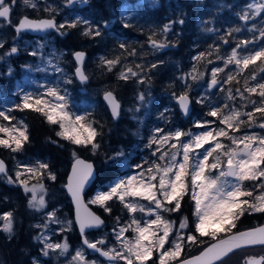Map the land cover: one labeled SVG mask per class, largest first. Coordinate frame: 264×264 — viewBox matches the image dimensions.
<instances>
[{
  "label": "snow or ice",
  "instance_id": "snow-or-ice-1",
  "mask_svg": "<svg viewBox=\"0 0 264 264\" xmlns=\"http://www.w3.org/2000/svg\"><path fill=\"white\" fill-rule=\"evenodd\" d=\"M75 2L76 0H67L68 4ZM81 2L88 3V0H81ZM23 3L33 9L37 7L33 0H23ZM248 8L254 10V15H259L260 12L264 11V3L260 5L249 4ZM45 10L49 11L50 9ZM10 11L11 7L5 4V0H0V18L9 20ZM240 19L247 21L249 19L248 12L245 11ZM179 23L183 24L184 21L180 20ZM81 24L85 25V30L81 32L82 36L93 39L102 36L99 27L93 28L91 23L79 18L72 22L57 25L52 19L32 21L25 17L19 21L15 31L19 34L24 30L56 29L63 36L67 33L61 31L62 29H76ZM123 26L125 28L130 27L128 23ZM104 27H108V22L104 23ZM169 30L170 25H165L163 32L167 33ZM205 30L213 31L211 28ZM239 31V28L231 29L228 35ZM154 35L148 37V41L154 49H162L168 46L166 43L157 41ZM260 39L264 40V29L260 30ZM223 42L228 43L226 39ZM252 43L255 41L241 40L226 58L218 57V59H223L225 67L230 64L234 65L237 69L236 75L243 74L250 69V66H254L244 81L243 91L239 87L235 89L239 99L247 102L241 105V109L251 105V110L243 111L230 107L228 103L222 107H211L206 115L215 117L218 125H223V127L211 128L212 121L196 122L194 126L203 129L199 133L180 129L165 132L162 128H156L149 140L148 147L156 145L152 154L156 156L159 153L157 161H153L147 168H144L143 165H137L138 168L142 169L137 175L116 180L107 186V190L97 192L95 197L89 201V203L103 208L109 214L112 212L109 202L114 199L127 209L131 219L125 226L119 227L118 231L114 230L118 247L104 249L100 247L105 245L104 239L91 242L85 238L83 243L87 248L99 253L111 264H116L118 261H122L123 264H149V261L152 264H224L225 258L235 251L256 245L264 246V227L249 231H233L237 228V221L246 212L249 214L253 212L264 213V191H260L264 189V135L248 133L240 136L235 135L241 131L242 126L249 128L255 126L264 129V83L258 82L255 86H249V80L255 81L257 79V70L264 73V46L249 51L247 46ZM3 46V43H0V48ZM241 47L245 49L246 54L237 51ZM119 48L127 52L126 44L120 43ZM17 51L16 47H12L6 55L15 54ZM216 51L219 52V49ZM35 54V52L31 53V55ZM127 54L134 56L136 53L133 50ZM73 55L77 62L76 76L82 83L87 82L88 76L82 69L85 53L75 52ZM210 55H212L211 52L201 53L195 59L200 61L205 56ZM257 61L261 63L258 65ZM100 62L111 72L120 64L121 58L116 56L110 59L102 56ZM211 62L209 61V63ZM49 63L51 62L49 61ZM151 67L156 68L157 65L152 64ZM136 68H142V65L137 64ZM57 71L60 69L57 68ZM223 71L224 68L219 67L212 70L209 88L220 83L217 77L218 73ZM189 75L193 81H196L202 78L203 73H198L194 66L193 74ZM133 77H139V73L133 71L132 67L129 66H126V71L122 70L118 75V79L124 81ZM234 80L237 84L240 83L239 80H236L235 75L228 74L223 83L230 84ZM65 83H71V80H66ZM138 83L143 84L145 80L139 78ZM186 87L189 86L186 85ZM220 90L224 91L223 88ZM245 92L248 93V96L244 95ZM253 95L260 99L258 101L251 99ZM175 98L181 111L187 115L191 103L187 91L175 96ZM104 99L110 107L112 118L118 119L120 104L113 92L107 91ZM139 99L144 100L142 93ZM226 99L228 101L236 99L231 88L227 90ZM203 102V97L196 101L198 104ZM16 107L20 111L28 109L37 113L44 118L47 124L57 126L58 131L55 132V135L60 140L81 148L90 147L94 154L100 147L96 141L102 133L98 131L97 127H94L98 122L89 119V115H81L71 111L68 94L66 91L62 92L59 87H46L44 92L35 95L26 94L23 96V103ZM10 111L11 109L8 110V112ZM8 112L0 111V120L7 122L6 124L0 123V148L17 153L22 151L24 146L30 142V136L24 121L17 120ZM161 118H164L163 114H161ZM13 121L16 122L13 123ZM51 143L62 147L56 140H51ZM72 155L75 162L67 187L76 204L77 223L81 235L84 236L85 229L99 228L104 224V221L99 216L89 212L83 204L84 186L94 178L93 165L79 159L75 151ZM122 155L123 153H117L113 159ZM0 174L6 177L9 184L19 182L25 194L32 193L28 206L35 211H40L45 206L43 197L37 199L36 196L38 188L44 191V185L41 181L45 176L51 180L56 179L55 175L49 171V165L40 161L34 165H25L23 171H16L15 179H13L7 175L5 164L0 160ZM25 175L27 178L22 179ZM32 179H36L37 183L29 187V182ZM258 181L259 183H256ZM246 182H251L259 194H255L253 189L246 187ZM189 194L191 200L194 201L193 231L191 234H183V230L189 227L188 218L185 217L179 222V228L175 231L174 238L170 240V236L173 235L174 222L165 219L161 213L178 212L181 209V201L184 196ZM140 200L148 201L150 205H154L155 211L151 207L145 209L139 203ZM81 210H83V215H81ZM138 211L146 212L149 216L155 215V219L143 221L142 226L141 220L134 215ZM54 217L55 214L50 213L48 221L60 223ZM0 219L5 222L2 231L7 233L8 239L11 240L14 236L13 214L8 212ZM116 219L117 224H119L120 218L117 217ZM35 227L41 226L35 225ZM43 227L47 228V224ZM129 231L133 233L131 238L124 235ZM202 238L214 242L203 248L199 255L192 258H182L186 247L204 244L206 241ZM34 239L44 244L42 249L44 256H48L50 251L60 250V255H64L68 251L67 242L64 244L48 243L49 237L44 233L34 237ZM166 245L169 246L166 247ZM154 254H156L155 259H153ZM33 264H37V261L33 260ZM70 264H96V261L86 260L84 253L78 250L72 257ZM241 264H264V256L259 259L245 257Z\"/></svg>",
  "mask_w": 264,
  "mask_h": 264
},
{
  "label": "trees",
  "instance_id": "trees-1",
  "mask_svg": "<svg viewBox=\"0 0 264 264\" xmlns=\"http://www.w3.org/2000/svg\"><path fill=\"white\" fill-rule=\"evenodd\" d=\"M254 2L260 5L264 3V0H157V4L152 6H147L142 3V0H89L86 8H82L81 12L85 14V18L95 19L101 25H103L102 22L112 20L126 3L129 7H135L136 14L127 20L124 18L117 20L112 26V31L102 32V36L95 39L81 35V32L85 30L83 24L76 29H62L61 31L66 32L67 35L62 36L60 32L58 34L50 33L55 36L53 39L55 45L65 53L70 62V72H73L76 67L72 57L74 52H84L88 59L93 57L89 72L91 83L106 86L121 102V112L117 120L112 118L100 96L98 99L101 106L99 111L95 114H87L89 119L98 122L94 127H97L98 131L102 133L97 137L96 142L100 144V147L95 154L90 147L81 148L60 140L55 135L58 127L47 124L44 118L37 113L28 109L20 111L17 107H14L10 113L15 117L21 116L28 127L30 142L24 146L21 153H27L28 156H49L53 160L50 162L49 170L56 179L50 180L45 176L41 181L45 184L46 189V208L43 212L52 211L56 218H65L71 221L72 226L70 232H67L66 241L72 249L80 244L81 237L73 223V207L63 187L74 161L73 151L78 157L91 161L96 168V179L86 193L87 200H89L96 190H106L109 184L123 175L118 166L121 156L116 159L113 157H116L117 153L127 156L140 143L137 134L144 109L137 111V106L142 105L138 100L141 93L147 102L153 99L151 117L153 115L155 118L150 117V121L155 122L158 127L164 126V123L162 122L163 118H158L157 114L169 107L173 108V115L170 118L171 128L176 126L183 131L193 130L197 129L193 126L196 122L215 120V117H208L206 113L211 107H222L225 103L230 104L232 101L226 99L227 90L231 88L235 93V89L239 87L243 91L244 81L254 66H250L248 71L240 75H236L237 69L232 71L236 80L240 81L239 84L235 80L230 84L223 83L227 75L223 73L224 71L218 73L217 78L224 91H220L217 96H215L216 90L207 91V95L213 96L212 99L204 98V102L200 104L196 103L197 86L198 84L204 86L212 78L211 72L214 68H222L223 59H218V57L225 58L233 48L237 47L239 41L245 39L255 41V43L249 44V51L264 46V40L260 39V30L264 29V11L259 15H254V10L248 8V5ZM50 10L43 9L41 16L52 17ZM39 11L24 7L23 12L26 15L35 16L34 14H38ZM245 11L249 14L247 21L240 19ZM180 20H183L184 23L180 24ZM125 23H128L130 27L125 28L123 26ZM165 25H170V30L167 33L163 32ZM208 28L213 31H206L205 29ZM235 28H239L240 31L228 35V32ZM153 34L157 41L166 43L169 49H154L148 41V37ZM224 39L228 43H224ZM120 43L127 45V52L119 48ZM216 49H219V52ZM133 50L136 53L134 56L127 54ZM239 50L242 54H246L244 48L237 49V51ZM208 52H211L212 55L205 56L200 61L195 59L201 53ZM98 56L110 59L120 56L121 62L109 72L106 67L101 65ZM209 61L212 62L209 63ZM260 63L257 61L258 65ZM137 64L142 65V68H136ZM152 64H156L157 67L152 68ZM126 66L132 67L133 71L138 72L139 77H133L127 81L118 79L119 73L122 70L126 71ZM194 66L198 73H203L202 78L196 81H193L189 75L193 74ZM256 75L258 80H264V73L257 70ZM182 77L184 79H181ZM72 78L74 81L73 91L78 93L81 88L86 93V84L79 83L74 77ZM139 78L144 79L145 83H138ZM252 82L253 80H249V85ZM11 85L12 78L8 81L0 79V89L7 90ZM185 91L192 100V109L186 119L181 117L177 104L168 100L174 98V94L178 96ZM244 94L248 96L247 92ZM251 99L258 101L260 98L253 95ZM238 100H240L239 97L235 99V101ZM242 102L243 104L247 103L246 101ZM251 107L248 105L245 110L250 111ZM149 125L150 123L147 122L142 130L143 133L146 132L144 130ZM51 140L58 141L62 147L51 143ZM0 157L4 158L5 156L0 153ZM136 157L132 158L130 162H135ZM54 164L57 165L54 166ZM7 175L15 179L13 172H9V170ZM250 183L246 182V187L252 188ZM28 202L29 194H25L18 182L9 184L6 177L0 175V215L4 212L13 214L14 232V236L9 240L8 234L0 229V264H33L35 258H40L41 244L34 237H38V229L35 225L42 220L41 212L30 208ZM109 204L112 208L111 214L99 206L90 204L94 211L104 219L102 229L90 234L92 238L104 235L103 239L109 240L110 229L117 224L116 218H120L119 224L127 220V209L118 200L114 199ZM193 213L194 201L191 200L190 194L184 196L181 201V209L178 212H163L167 219L174 222L175 226L185 217L189 222H192ZM262 224H264V213L249 214L246 212L237 221V228L233 231H244ZM192 231L189 230L188 233H192ZM62 235L59 234L56 239L60 240ZM202 239L206 241L204 244L186 247L182 258L199 253L213 242L208 241L207 238ZM106 244L108 243L106 242L102 247H105ZM244 252L245 249L234 252L225 259L224 264H240ZM153 259H155V255ZM42 263L51 264L45 259ZM149 264L152 262L149 261Z\"/></svg>",
  "mask_w": 264,
  "mask_h": 264
},
{
  "label": "rangeland",
  "instance_id": "rangeland-1",
  "mask_svg": "<svg viewBox=\"0 0 264 264\" xmlns=\"http://www.w3.org/2000/svg\"><path fill=\"white\" fill-rule=\"evenodd\" d=\"M17 1H19L21 8L23 10H24V7H28V6L24 5L23 0H17ZM33 2L36 3V5H37L36 8H38V7L39 8L43 7L44 9L51 8L50 13H52V15H53L52 18H56V17L60 18L58 25L61 23L72 22V21L79 18L81 20H86L89 23H91L93 28L99 27L100 30H103L102 26H104L105 22H102L103 25H101L99 22L95 21V19L93 22L92 19L85 18L86 16H85V14H83L81 12V10H82V8H86V7L79 6V3L72 5V4H68L67 0H33ZM88 2H89V0H88ZM40 3H41V5H40ZM142 3H145V4L152 6V5L157 4V0H142ZM252 4L253 5H259L258 3H255V2ZM29 8H31V7H29ZM121 8H122V11H124L125 8H130V7L126 3V5L124 4V6H122ZM53 9L57 12H54ZM122 14H123V12H121L119 14V16H122ZM114 21L115 20L113 18L112 20L106 21V22H108V24H109V22H110V24H113ZM0 29H2V25H0ZM54 32H55V34L59 33L57 30H55ZM2 35H3V32H0V43L4 44L5 40L2 39ZM54 37L55 36L47 34L46 37H44V38H23V40L20 43H18L19 41H16L15 44H13L8 50L4 49V50L0 51V68L3 65L5 67V72H2L0 70V74L2 73V74H5L8 78H10V79L12 78V85H11L10 89L8 90L10 96L9 97L8 96H2V99L0 100V111L8 112V110L11 109V111L8 112V114H10L13 111L14 107L23 103V96L24 95L29 94V93H32L34 95L42 93L45 91L46 87H59L62 92L66 91L68 94V97H69L70 110L73 112H76L77 114H81V115H87L88 113H94L95 114L99 111V109H100L99 107H101L100 102L98 100L99 96L101 97L106 91H108V88L106 86H99V87H95V88L93 87V89L88 93L87 92L85 93L84 90L79 88L78 93H75L73 91V88H72V84L74 82L73 78H72V77H74V71L70 72V62L67 60L65 53L62 50L58 49V47L53 42ZM18 45L21 46V49L18 48ZM12 47H16L18 50L20 49L23 51L22 52L17 51L15 54H12V55H6V53L10 52ZM33 52H35L36 54L31 55V53H33ZM238 52L241 53L240 50ZM13 55H15L16 57L21 56L22 58H24V60H22L21 64L19 65L20 75H19V77H17V79H15L16 78V76H15L16 72L14 71L16 69V67L14 66L13 63H11V60H12L11 56H13ZM98 57H101V56H98ZM49 61L51 63H49ZM57 68H59L60 71H57ZM222 68H224L223 73H225L226 75L233 74L232 71L236 70L235 66L232 64L228 65L227 67H225V65L223 64ZM41 69H43V70H41ZM211 74H212V72H211ZM211 79L209 81H207L204 84V86H200L198 84V86H197V89H198L197 100L200 99L201 97L212 99L213 96L207 95V91L213 92L216 90L215 96H217L218 93L221 91L220 90L221 89L220 84H217L215 86L216 88L213 91L209 90L208 85H209ZM66 80H71V83H65ZM258 82L264 83V80L260 81L257 78L249 86H255ZM0 90H1L0 94L2 95V92L5 89L4 90L0 89ZM82 93H84V94H82ZM233 94L236 96V99H237V97H239V95L237 93H233ZM15 95H18L17 96L18 98L17 97L15 98ZM138 100L140 101V103L142 105L137 106V109H139V110L144 109L143 114H142L141 119H140L139 126H138L139 132L137 134L138 135L137 139L140 143H138L134 147V149L127 154V156H121V159L118 161V166H119L120 170L122 171L123 175L121 177H119L118 179L127 178L128 176H132V175H137L138 172L142 170L141 168H138L137 165H143L144 168H147L153 161H157V156L159 155V153H157L156 156H154L152 154L156 149V145H153L152 147H148L149 140L152 138V136L154 134V130L156 128H162L165 130V132L170 131V130L175 131L176 129H180L179 127H176V126L173 128L170 127V125H171L170 118L173 115V113H172L173 108H170V107L166 108L164 111L157 114L158 118H161V114H163V117H164L162 120V122L164 123L163 124L164 126L158 127L157 125H155V122L150 121L151 118H155V117H153V115L151 117V108L153 107L152 106L153 99H150V101H148V102L145 99V97H144L143 101H141L140 99H138ZM168 100H169V102H171V101H174V98H170ZM242 104H243V102L241 100H238V101L234 100V101L230 102L229 105H230V107L241 109L240 105H242ZM241 110L246 111L245 108H242ZM19 117L20 116H16L17 120L20 119ZM211 121H212L211 128H216L217 126L223 127V125H218V121L216 119L211 120ZM15 122L16 121H13V123H15ZM147 122L150 123V125L147 129L144 130L146 132L143 133L142 130L146 126ZM0 123H2V122L0 121ZM202 130L203 129L197 128V129H193L190 131H192L193 133H199ZM186 131H189V130H186ZM245 133L264 135V130L260 129L259 127H255V126L251 127V128H249L247 126H242L241 131L238 133H235V135L240 136V135H243ZM225 143H227V141ZM137 151L139 152L138 154L136 153ZM135 157L137 158V160L135 162L131 163L130 160L132 158H135ZM146 161H147V163H146ZM35 163L36 162L26 164V165H34ZM24 166L25 165L17 166V169L13 170L14 178H15L16 171H18V170L23 171ZM213 174H215V173H213ZM24 178H27V175L22 177V179H24ZM118 179H116V180H118ZM36 183H37L36 179L30 180L29 187H31L33 184H36ZM256 183H259V181ZM250 184L252 187L250 189H253L255 194H259V192L255 191L254 185L252 183H250ZM43 185H44V191H41L39 188L36 191L37 199H39L42 196L44 201H45L44 208L42 210L38 211V212H41V219H42L36 223V225L41 226V227H37L38 236H40L41 233H44L45 235H47L49 237V239L47 241L48 243L64 244L65 242H67L66 241V238L68 236L67 232H70L72 223L68 219L56 218V217H54V219L60 221V223L48 221V215L50 213H53V212L52 211L51 212H43L46 208V189H45V184H43ZM100 191H105V190H101V189L96 190L93 193V195L91 196V198H89L88 202L95 197L97 192H100ZM260 191H264V189H262ZM28 194H29V200H30L32 198V193L29 192ZM139 203L141 205H143L145 207V209L151 207L155 211L154 205H150L148 203V201L140 200ZM92 205H95V204H92ZM96 206H98V205H96ZM6 213H8V212L2 213L0 215V217H2ZM127 213H128V211H127ZM134 215L137 219L141 220L142 226H143V221L155 219V215L149 216L146 214V212L141 213L138 211ZM161 215H163V217L165 219H167V216H165L163 214V212L161 213ZM130 219H131V216L128 213V218L124 223L116 224L112 229H110L111 234H110V237L108 236L109 240H107L106 238L104 239L105 241L107 240L106 242L108 244H106V246L102 247V248L107 249V248H111L114 246L118 247V244H117L116 239H115L114 230L118 231L119 227L125 226L129 222ZM167 220H169V219H167ZM194 221H195V216H193V221L189 222V227L187 229L183 230V234H185V235L191 234V233H188V231L193 230ZM0 223H1L0 229H3L4 223H5L4 220L0 219ZM45 224H47V228L43 227ZM178 228H179V224L177 226H175V224H174L173 235L170 236V238H169L170 240L172 238H174L175 231L178 230ZM59 234H63V235H62L60 240H57L56 236H58ZM106 235H109V234H106ZM124 235L128 238H131L133 233L131 231H129V232L125 233ZM103 237H104V235H102V236L99 235L98 237H95V238H92L89 236L91 242H96L97 240L103 239ZM38 242L41 244V249H40V258L41 259L40 258L34 259L37 261V264H43L42 263L43 259L49 261L51 264H70V262L72 261V257L76 254V252L78 250L82 251L84 253L85 258L88 261H96V264H111V262H104V261L90 255L88 253V251L81 245V243L76 248L72 249L70 244L67 242L68 251L64 255H60V250H57L55 252L50 251L48 256H44L42 254V249L44 248V244L41 243L39 240H38ZM168 246L169 245H166V247H168ZM154 255H156V254H154ZM116 264H123V262L118 261V262H116Z\"/></svg>",
  "mask_w": 264,
  "mask_h": 264
},
{
  "label": "flooded vegetation",
  "instance_id": "flooded-vegetation-1",
  "mask_svg": "<svg viewBox=\"0 0 264 264\" xmlns=\"http://www.w3.org/2000/svg\"><path fill=\"white\" fill-rule=\"evenodd\" d=\"M5 4L9 5L11 7V11H10V19L9 20H4V19L0 18V25H2V29H0V32H3L2 39H4L6 42V43L4 42V44H3L4 46L2 48H0V51H2L4 49L8 50L13 44H15L16 41H19L18 43H20L23 40V38H44V37H46V36L34 37V36H32L26 32H20L19 34H17L15 31V28L18 25L19 21L25 16L32 18V19H35V20L41 19V18H52V17L41 16L43 9H44L43 7H41V8L38 7V8L34 9V10H38V11L40 10L38 13L40 16L37 13L34 14L35 16H30V15H26L25 12H23L24 10L21 8V5H20L19 1H17V0H15V3H13V0H5ZM40 5H41V3H40ZM87 5H88V3H82V2L79 3V6H81V7H86ZM147 6H150V5L147 4ZM30 9H33V8H30ZM47 9H51V8H47ZM54 12H57V11L54 10ZM121 12H123V14H122V16H119V14ZM134 14H136V13H135V7H133V6L130 8H125L124 11L120 10L119 12H117L115 14L114 23L110 24V22H109L108 27L102 26L103 30H101V31L102 32H104V30L105 31H112V26H114V24L117 20H120L122 18L127 20ZM56 20L59 23L60 18L56 17ZM93 22H94V20H93ZM18 48L21 49V46L18 45ZM20 49L18 51L22 52L23 50H20ZM159 50H161V49H159ZM11 59H12L11 63H13L14 66L16 67V69L14 71L16 72V74H15L16 78L15 79H17V77H19V75H20L19 65L21 64L22 60H24V58H22L21 56L16 57L15 55H13V56H11ZM92 59H93V57H91V59H88V56H87L85 63L83 65L84 73L88 76L87 82H84L86 84V87H87L86 89L88 90V91L86 90L87 93L90 92L93 87L95 88V87H99V86H104V85H100V84L95 85V84L91 83L89 72H90V68H91ZM0 70L2 72H5L4 65L1 66ZM0 79H4V80L8 81L10 78H8L5 74L1 73ZM2 96H8L9 97L10 96L9 91L4 90L2 92V95L0 94V100L2 99ZM17 96L18 95H15V98ZM19 118H20L19 120H23V118L21 116ZM24 123H25V121H24ZM0 153H1V155L5 156L4 158H2V157L1 158L6 163L7 173H8V170L10 172H13V170L17 169V166L30 164V163L37 162V161L44 162V163H47L48 165H50V162L53 161L52 159H50L49 156H40V157L28 156L24 153H21V151L17 152V153H13V152H11L7 149H4V148H0ZM55 165H57V164H54V166ZM92 256L96 257V255H92ZM262 256H264V246L248 248V249H245V252L243 254L241 262H242L243 258H245V257H255V258L259 259Z\"/></svg>",
  "mask_w": 264,
  "mask_h": 264
},
{
  "label": "water",
  "instance_id": "water-1",
  "mask_svg": "<svg viewBox=\"0 0 264 264\" xmlns=\"http://www.w3.org/2000/svg\"><path fill=\"white\" fill-rule=\"evenodd\" d=\"M79 1H81V0H76V2L73 3L72 5L78 3ZM25 17H26V16H25ZM25 17H23V18H25ZM23 18H22V19H23ZM27 18H28L29 20H32V21H42V20H49V19H52V20H54L55 23L57 24V21H56V19H54V18H41V19H36V20H35V19H32V18H29V17H27ZM2 19H3V18H2ZM17 26H18V25H17ZM54 30H55V29H47V30H45V31L24 30V31H22V32L29 33V34L32 35V36H44V35H46V34L52 32V31H54ZM162 49H163V50H168V49H169V46L164 47V48H162ZM76 52H81V51H76ZM74 53H75V52H74ZM86 58H87V55H86V53H85L84 61H83V64H82V69H83V65H84V63H85ZM73 59H74V61L76 62V60H75V58H74V55H73ZM76 64H77V62H76ZM75 70H76V69H75ZM83 71H84V70H83ZM74 74H75V78L77 79V81L81 82V81L79 80V78L76 76L75 71H74ZM213 88H214V87L210 88V90H213ZM111 92H112V91H111ZM105 93H106V92H105ZM105 93L102 95V100H103L105 106L107 107V109H108V111H109V113H110V115H111L110 107H109L107 101H105V99H104V95H105ZM114 96H115V95H114ZM115 97H116V96H115ZM189 98H190L191 103H190V105H189V112H188L187 115H185V114L181 111L180 106H179V104L177 103V100H175V101H176V104H177V106H178L179 113L182 115L183 118H187V117L189 116L190 111H191V108H192V100H191V97H190V96H189ZM116 99H117V98H116ZM117 101H118L119 104H120V101H119L118 99H117ZM120 111H121V104H120ZM111 116H112V115H111ZM119 116H120V115H119ZM114 120H117V119H114ZM263 130H264V129H263ZM78 158L81 159V160H83V161H85L86 163H90V164H92V165H93V170H94V171H93V177H94V178L91 179V180H90V181L84 186V190H83V194H82L83 204L86 206V208H87V210H88L89 212L94 213L95 215L99 216V217L104 221L103 217L100 216L96 211H94V209L90 206V204L88 203V201H87V199H86V193H87V191L91 188V186L93 185V183H94V181H95V179H96V168H95L94 164H93L91 161L85 160V159H83V158H81V157H78ZM0 160H2V161L4 162V160H3L1 157H0ZM74 162H75V161H73L72 164H71L70 170H69L68 175H67V177H66L65 185H64V187H63V189H64V191L66 192V194H67V196H68V198H69V200H70V203H71V205H72V207H73V220H74V225H75V227H76V229H77V231H78V233H79V235H80V237H81V244L83 245V247H84L85 249H87V251H88L90 254H96V255H97L102 261L109 262V261L106 260L104 257L100 256L99 253H96V252H94L92 249L87 248V246L83 243L84 239L87 238V235H88L89 233H91V232H98V231L103 227L104 224H103L101 227H99V228H87V229H85V235H84V236L81 235L80 227H79V224L77 223V207H76V204H75V202L73 201L72 195H71V193L68 191V187H67L69 177H70L71 174H72V166H73ZM4 164H5V167H6V170H7L6 163L4 162ZM81 215H83V210H81ZM259 227H264V224L259 225V226H256V227H253V228H250V229H247V230H244V231H249V230H252V229H255V228H259ZM87 239H88V238H87ZM88 240H89V239H88ZM213 242H214V241H213ZM259 246H260V245H256V246H251V247H247V248L259 247ZM206 247H207V246H206ZM247 248H244V249H247ZM241 250H242V249H241ZM201 251H202V250H201ZM201 251H200V252H201ZM238 251H239V250H238ZM200 252L197 253V254H195V255H193V256H190V257H188V258H192V257H194V256H196V255H199ZM235 252H236V251H235ZM232 254H233V253H232ZM225 259H226V258H225Z\"/></svg>",
  "mask_w": 264,
  "mask_h": 264
},
{
  "label": "bare ground",
  "instance_id": "bare-ground-1",
  "mask_svg": "<svg viewBox=\"0 0 264 264\" xmlns=\"http://www.w3.org/2000/svg\"><path fill=\"white\" fill-rule=\"evenodd\" d=\"M104 32H105V30H104ZM105 34V33H104ZM10 89V87L7 89V90H9ZM6 90V91H7ZM1 91V90H0ZM26 155H27V153H26ZM24 156V155H23ZM31 156V155H30ZM34 157H40V156H34ZM50 169V168H49ZM50 171V170H49ZM0 175H3V174H0ZM66 193V192H65ZM67 195V194H66ZM68 197V196H67Z\"/></svg>",
  "mask_w": 264,
  "mask_h": 264
}]
</instances>
